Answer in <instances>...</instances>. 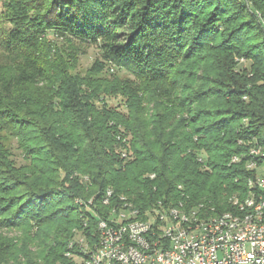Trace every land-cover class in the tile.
Listing matches in <instances>:
<instances>
[{
    "label": "trees",
    "instance_id": "1",
    "mask_svg": "<svg viewBox=\"0 0 264 264\" xmlns=\"http://www.w3.org/2000/svg\"><path fill=\"white\" fill-rule=\"evenodd\" d=\"M74 40L101 41L84 74ZM0 52V131L26 162L0 136V264H79L71 243L124 202L243 208L264 149V0H7Z\"/></svg>",
    "mask_w": 264,
    "mask_h": 264
},
{
    "label": "built area",
    "instance_id": "2",
    "mask_svg": "<svg viewBox=\"0 0 264 264\" xmlns=\"http://www.w3.org/2000/svg\"><path fill=\"white\" fill-rule=\"evenodd\" d=\"M258 160L257 154L253 168H258ZM257 179L264 186V170ZM163 218L172 220L168 233L159 232ZM129 220L99 219L98 257L105 264H264V216L254 230L228 234L223 226L209 228L204 237L192 236L191 226L174 213L160 217V210L155 211L149 228L138 224V229H128ZM148 240H156V250H147Z\"/></svg>",
    "mask_w": 264,
    "mask_h": 264
},
{
    "label": "bare ground",
    "instance_id": "3",
    "mask_svg": "<svg viewBox=\"0 0 264 264\" xmlns=\"http://www.w3.org/2000/svg\"><path fill=\"white\" fill-rule=\"evenodd\" d=\"M257 154L258 159H260L258 160V168H253L257 159ZM122 155L127 157V151L124 150ZM233 161L237 162L239 161V158L235 156ZM246 167L255 172V174L249 178L250 192L240 212L227 211L220 214H212L210 212V214L203 209L200 211V207L197 208L192 206V208H186V202L184 203V201L171 206L165 205L162 203V201H160V206L157 204V207L147 210L144 212L145 214L143 213L141 216V212L135 209L131 203L124 202L123 204L121 203V206L119 205L120 207L116 206L111 208L112 211H110L111 213L106 218L98 214V220L106 219L113 220V222H120L121 220L131 219L128 221V229H138V224H141V228H149L151 221L153 220V213L157 210H160V217H168L171 215V213L179 216V220L188 224V226H191V234L195 237H204L206 234H208L209 228L222 229L223 226H227L228 234H236L244 230H254L257 227L258 219L264 216V207H262L264 186H262V184L257 179L262 177V170H264V149L261 146L252 145V147H250ZM108 193L110 194L109 199L107 198ZM112 196L113 191L109 189L103 201L104 204H109ZM122 199L126 200L124 197H122ZM233 201L235 204H238L237 197H235ZM87 207L89 209V206ZM97 223V234L94 231L96 235H93L94 238L92 236L93 239L88 238L86 235H81L71 243L73 248L74 246H78L79 253L77 256L75 255V257L79 264H105L103 259L98 257L100 251V241L98 240L100 238V224L99 221ZM85 225H87V221L85 222ZM171 228L172 220H170V218H163V221H161L159 224V232L168 233ZM83 232L85 233L84 230ZM147 250H156V240L147 241ZM70 252L68 253L69 255H71ZM70 257H72V255Z\"/></svg>",
    "mask_w": 264,
    "mask_h": 264
},
{
    "label": "rangeland",
    "instance_id": "4",
    "mask_svg": "<svg viewBox=\"0 0 264 264\" xmlns=\"http://www.w3.org/2000/svg\"><path fill=\"white\" fill-rule=\"evenodd\" d=\"M7 0H0V9L4 8V4H6ZM52 37V36H51ZM54 38L55 42L58 43L59 46L62 48H68L69 45L65 42V40L61 38ZM101 44V41L99 45ZM98 44H89L85 42H78L77 40L73 41V49L72 50H83L82 53L78 55L76 69L77 71H81L82 74L90 68L98 59L102 58L103 50L101 46ZM10 58L3 52H0V65L8 63ZM235 70L236 71H243L245 68H250L252 66V60L250 58H246L245 56L236 55L235 56ZM113 73H116L120 76H127V74L122 70L116 67L113 64L106 65L103 74L111 76ZM114 104L119 102V98L117 100L111 101ZM122 108V107H121ZM0 136H2L1 142L8 148L11 153V157L15 164L20 165L25 162L24 154L21 148L19 147L18 141L15 137H13L9 131H0ZM26 163V162H25ZM264 169V168H263ZM15 232H11L14 234Z\"/></svg>",
    "mask_w": 264,
    "mask_h": 264
}]
</instances>
